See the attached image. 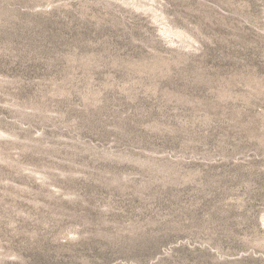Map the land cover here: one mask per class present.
I'll return each instance as SVG.
<instances>
[{"label":"rangeland","instance_id":"374dc122","mask_svg":"<svg viewBox=\"0 0 264 264\" xmlns=\"http://www.w3.org/2000/svg\"><path fill=\"white\" fill-rule=\"evenodd\" d=\"M0 264H264V0H0Z\"/></svg>","mask_w":264,"mask_h":264}]
</instances>
